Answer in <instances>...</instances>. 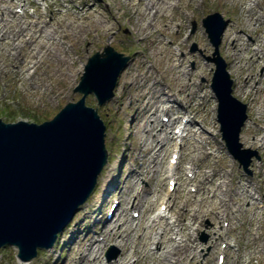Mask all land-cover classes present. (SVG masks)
<instances>
[{"label":"rangeland","instance_id":"rangeland-1","mask_svg":"<svg viewBox=\"0 0 264 264\" xmlns=\"http://www.w3.org/2000/svg\"><path fill=\"white\" fill-rule=\"evenodd\" d=\"M178 1L182 10L181 12L171 11L170 17L174 21L186 25L180 30L181 43L178 47H173L175 50L179 49V54L182 51L192 53L186 63L191 74L188 76L186 73L184 77L189 80L186 85L172 79L171 75L174 71L166 70L168 55L161 57L157 54L156 43L151 44L149 40L141 38L142 34L133 32L134 29H141L145 20L149 18L147 15L143 17L140 10L146 0H142L135 6H132L134 0H79V7L82 9L84 17L98 14L101 17L100 21L102 23L107 21L110 27L107 31L101 25L93 27L90 33L83 35L81 42L74 44L73 53L70 52V54L72 57H79V61L75 65L81 63L85 66L95 52H103L106 46H112L116 51L130 56L129 64L118 79L115 97L111 101L99 106L94 95L88 94L85 98L86 105L97 108L105 123V144L109 158L111 157L112 160H109L107 166L98 176L93 193L80 206L72 224H69V227H66L59 235L52 248L53 254L48 258V253L52 249L40 251L30 261V264H73L72 260L78 259L77 243L81 241V237L88 230L98 237L107 238L99 242L100 255L104 263H108L105 255L110 250L111 255H116L119 252L118 256L111 261L119 258L121 249L110 240L102 227L106 220L108 206L112 201H118V196L114 195L113 200L103 204L104 212L98 215L101 208L99 195L105 185L111 184V180L114 185H118L125 191L123 205L127 211V214L115 221L113 226L117 227L123 220H130L129 226L135 229L131 240L136 241L142 232L144 236L150 234L148 226L158 211L165 213L168 220L172 221L174 217L170 209L186 204L189 211L184 216L183 234L188 237L190 245L198 246L199 254L195 256L194 260L191 259L192 257L185 258L183 264H218L217 255L222 252L223 243L226 244L224 264H264V208H258L260 202L264 203V56L261 55L264 51V0ZM249 1L253 3L252 11L254 13L250 17L247 14ZM11 2L15 6L12 7L14 10L19 8L18 6L23 8L25 18L20 17L22 14L18 12L8 13L7 0H0V33H16L19 28L28 25L29 21L33 19V12L37 17L44 10L48 24L40 34L39 39L42 41L52 31L54 23H61L65 11L69 15L76 9L71 3L65 1L62 3L59 0H17ZM47 5L50 7L46 8ZM214 12H218L222 21L226 23L219 46V55L226 62L229 75L234 80L233 95L248 105L249 119L242 131L241 142L244 147L258 149L261 155V160L253 163L252 176L245 175L238 167L237 162L228 154L219 133L217 101L210 88L215 65L208 60V57H212L214 50L202 26V18ZM160 22L161 19L157 17L154 26L157 27ZM91 23L92 26L96 25L93 19H91ZM193 23L196 25L195 29ZM229 25L236 28L237 31L239 28L244 31L235 34L233 49L231 48L233 40L224 39ZM177 34H179L178 29L175 28L171 34L167 35V41L176 39ZM150 35L152 38L159 34L157 31H152ZM64 40L65 46L68 48V39ZM36 45L37 43L34 46ZM256 46L263 48L262 53L255 54L254 47ZM8 52L12 55L14 53L11 44L7 41H0V70H4L10 62ZM42 63L41 68H38L29 80L21 71H0L1 120L6 123L20 120L43 123L51 120L68 103H75L82 98V94L75 91V88L83 74L84 67L72 82H63L54 76L46 78L40 75V72L47 66L53 65L45 59L42 60ZM148 67L159 69L168 82V85L164 87L165 90L177 95L178 99L183 101L184 107L190 104L189 110H193L199 120L193 130L203 131L196 137L187 136L190 144L183 146L185 151L182 162L179 163L174 173V176L179 178V183L173 192L168 189L169 178L166 174L173 148L170 143L167 144L168 135L164 131L159 128L152 131V133L159 134L162 146L168 148L166 151L158 152L155 167L153 166L154 162L150 164L143 158L145 155L143 143H150L152 137L146 130L148 125L141 121V116L145 111V103L148 99L155 97L157 92L152 91L153 88L148 85L130 84V82L136 75L147 74ZM40 80L44 84H48L50 88L43 92L39 90L34 94L26 89L28 81L38 82ZM246 82L252 83L253 88H256H249ZM177 105H175V109L178 107ZM260 107L263 109L259 114ZM7 112L9 113L6 114ZM164 114L161 112L160 120L161 118L163 120ZM167 115L171 118L177 116L171 112ZM190 116L192 115L190 114ZM185 118H188V113L184 116V120ZM144 125L146 126L145 130L143 129ZM178 126H180L179 122H176L169 131L170 135H173L174 130L178 131ZM260 139H263V145H261ZM180 144L181 142L177 140L176 147H179ZM192 145L196 147L205 145L211 154L210 157L203 156L201 150L192 147ZM191 150H193L192 158ZM148 165L151 170L149 177L145 173ZM213 170L217 173L212 174ZM108 172L109 181L103 182L102 179ZM130 172L134 174L131 176ZM209 173L212 178H206L205 174ZM140 187L148 188V190L141 194V208L138 209L132 206V202L137 196L136 190ZM95 199L97 202H94L93 217L87 221L82 207L87 203H92ZM166 201H168L165 205L166 210H163L162 207L160 208V204ZM130 207L131 209L128 211ZM138 211L139 216L136 218L135 215ZM215 215H218V218H215ZM94 217L99 225L94 224ZM142 219L143 225L139 222ZM223 222L228 223V226H222ZM77 224H80L78 228L80 234L73 238L72 241L76 243L71 245L69 232L75 230L74 227ZM143 226L146 228L142 230ZM221 227H223V231ZM67 233L69 234L67 235ZM64 236H68L65 242L61 239ZM171 236L174 238L172 234L167 238ZM214 243L216 248L212 249ZM16 253L15 247L2 250L0 264H20ZM89 257L90 255L87 256V259ZM136 257L137 255L133 256L131 261ZM148 263L153 264L145 259L139 261L138 264Z\"/></svg>","mask_w":264,"mask_h":264},{"label":"water","instance_id":"water-1","mask_svg":"<svg viewBox=\"0 0 264 264\" xmlns=\"http://www.w3.org/2000/svg\"><path fill=\"white\" fill-rule=\"evenodd\" d=\"M203 26L214 47L211 87L219 102L221 132L229 152L251 173V159L259 155L239 142L247 106L232 96L233 81L218 52L225 25L215 13L203 20ZM128 60L111 46L95 53L76 88L83 97L68 103L50 121L4 123L0 119V248L17 246L20 260H31L38 248L53 245L89 197L108 154L104 123L96 109L86 106L85 97L94 94L99 105L113 98Z\"/></svg>","mask_w":264,"mask_h":264},{"label":"bare ground","instance_id":"bare-ground-1","mask_svg":"<svg viewBox=\"0 0 264 264\" xmlns=\"http://www.w3.org/2000/svg\"><path fill=\"white\" fill-rule=\"evenodd\" d=\"M11 1H17V0H7V7H8V13H16L18 12L15 8L12 9L13 3ZM46 1V0H42ZM63 3V1L71 3L73 5L74 9L69 15L65 11L64 17L60 22H56L53 24L52 31L48 34L46 39L44 41L40 40V34L42 33L43 29L47 24L48 21L45 19L46 11L42 10L41 15L34 16V12L32 13L33 19H31L26 26H22V28H19V30L16 31L14 34H3L0 33V41L4 42L7 41L11 44V48L14 50L13 55L8 52V55L10 56V62L5 66L6 68L4 70H0L2 72H15V71H21L23 74L26 75L27 79L29 80L31 76L36 72L38 68H41L42 66V60H48L50 63H52V66H47L43 71L40 72V75L43 77H49L54 76L58 78L59 80L63 82H72L73 78L81 71V69L84 67V64L79 63L78 65H75L76 62L79 61V57H72L70 52L73 53V47L74 44L81 42L82 37L85 33H90V31L93 29V27H99L100 25L107 31L110 27L109 23L107 21L101 22V17L96 14L92 17L90 15H87L84 17V13L82 12V9L79 7V0H59ZM132 1V0H129ZM142 0H134L132 3V6H135L136 4H140ZM193 0H190V2ZM252 1H249L247 4V14L250 17L253 13L252 11ZM67 6V5H66ZM19 7V6H18ZM46 7H50V5H47ZM140 10L142 11V16H149L148 19L145 20L143 23L142 28L134 29V34H142L143 37H141L143 40H149V43H156L157 44V54L163 57L164 55H168L167 59V66L166 70L174 71L172 76V79L175 81L181 82L182 85H186L189 83V80L184 79L186 73L188 76H191L190 71H188V67L186 65L189 58H191L192 53L191 52H180L179 49L175 50L173 47L179 46V43H181V36H180V30L181 27L185 28L186 25L179 23L178 21H174L171 19V11L177 10L181 12L182 7L178 0H146V3H144ZM93 12V11H91ZM20 17L25 18V11L24 13H21ZM12 18V16L10 15ZM159 17L161 19V22L158 24L157 27L154 26V22L156 21V18ZM188 17V16H187ZM91 19L95 20L96 25L92 26ZM194 20V18H191ZM25 21L27 19H24ZM190 20V17H189ZM28 21V20H27ZM9 27V26H6ZM177 28L178 33L177 38L174 40L167 41V35L171 34L172 31ZM11 29V27H10ZM236 30V28H233L229 25L227 28L224 39H232V49L233 42L236 39L235 34H238L239 32H244L242 28ZM157 31L159 34L158 36H154L151 38V32ZM10 32V31H8ZM14 32V31H13ZM68 39V48L65 46V40ZM37 43L36 46H34ZM28 46L27 48H25ZM227 50H230V48H227ZM262 47L256 46L254 47V52L256 55L259 53H262ZM13 61V62H11ZM147 74H139L136 75L133 80L130 82V84H142V85H148L152 89V91H156L157 95L155 97H152L147 100L145 103V111L142 113L141 121L146 122L148 125V134L152 137V140L150 143H143V147L145 148V155H144V161L149 162L152 164L155 161V156L158 155V152L160 150H168V148L163 147L160 141V137L158 133H152L154 129L159 128L160 130L164 131L168 135V142L170 143L171 147H174V142L178 138V136H170V129L173 127V125L178 122L185 112H188V109L184 108V106L178 102L177 96L175 94H170L169 91H166L163 87L168 85L166 78L163 77V75L160 73L159 69L148 67L146 69ZM246 85H248L249 88H251L253 85L250 82H246ZM156 86V87H155ZM155 87V88H154ZM50 88L48 84H44L43 81L38 82H31L28 81L26 85V89L33 94L37 91H45L46 89ZM174 96V98H172ZM174 104H179V107L175 109ZM190 107V106H189ZM263 108L260 107L258 110V113H261V110ZM161 112L167 113H176L177 117H174L170 119L168 123L162 122L160 120V114ZM193 112V111H191ZM198 117L197 115H193L191 120L188 122H185L180 128L181 135L184 131L191 134V136H198L199 133L195 132L193 128L195 125L198 124ZM144 130L146 129V126H143ZM202 135V134H201ZM182 137V136H181ZM206 140V137H204ZM263 139H260L261 145H263L262 142ZM185 144L188 145L190 142L185 140ZM194 148H199L201 150V153L203 156H206L207 158L210 157V153L206 149L205 145H201L200 147H196L192 145ZM179 151V150H178ZM176 151L175 153H177ZM191 158L193 154V150H191ZM149 160V161H148ZM144 163L142 164L143 167ZM169 169L172 170L173 166H169ZM146 175L149 177L151 174V170L149 165L146 166L145 170ZM217 173V171L213 170V173ZM141 174V173H140ZM206 178L211 177V173L205 174ZM170 180H173L172 175L169 176ZM110 175L109 172L106 174V176L103 177L102 181H109ZM212 178V177H211ZM113 184H107L104 186L100 193V199L101 195L104 196V199L102 200V203H108L112 196H118L120 198L121 203L118 207V217L125 216L127 214V211L124 209V196L125 191L121 190L119 186H112ZM148 188L140 187V189H137V196L132 202V206L140 207L141 208V194L147 191ZM239 194V193H237ZM99 199V200H100ZM97 202L95 199L92 203L86 204L82 207V211L84 212V217L86 220H90L92 217L91 210L94 206V202ZM129 211V209H128ZM173 214L175 215L174 221L169 222L167 217L161 213L158 212L153 218L151 224L148 226L150 229V234L147 236H144V233L142 232L138 239L136 241L131 240L132 234L135 232V229L130 227L131 224L130 220H123L122 223H120L117 227L113 226L112 221H107L103 228L105 229V232L107 236L110 238V240L115 243L116 246H118L121 249V254L119 258L115 261H111L108 263H104L101 259L99 242L97 241V235H95L93 232L89 231L84 235V237L81 239L79 243H77V255L78 259H73V264H138L141 260H146L147 262H152L153 264H183V261L190 257L194 260L198 253V246L190 245L188 243V237H186L185 234H183V222H184V216L186 215V212L189 211V208H187L186 204H183L181 206H178L176 208H173L171 210ZM215 211H217L215 209ZM104 212V207L100 210V215ZM211 213H213L211 211ZM217 214V212H216ZM215 218H218V215H215ZM117 221V220H116ZM141 225L144 224L143 219L139 221ZM80 225V224H79ZM79 225H75V231L74 233H71L69 243L75 236H78L80 234V231L78 230ZM138 225V223H137ZM146 228L145 226L142 227ZM69 232V231H67ZM172 234L170 238H167L168 235ZM68 235V234H67ZM106 236V237H107ZM68 236L62 237V241H67ZM107 239V238H106ZM76 242L70 243L71 245H74ZM216 245L213 244L212 249H215ZM54 250H50L48 253V258L53 254ZM200 252V251H199ZM90 255L89 259H87V256ZM137 255V258L134 261H131V258L133 256ZM30 264V263H25ZM149 264V263H148Z\"/></svg>","mask_w":264,"mask_h":264}]
</instances>
